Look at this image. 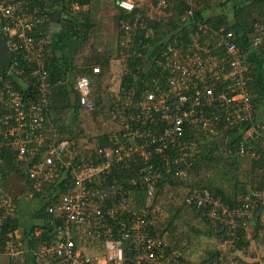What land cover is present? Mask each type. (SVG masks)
<instances>
[{
  "label": "built area",
  "instance_id": "obj_1",
  "mask_svg": "<svg viewBox=\"0 0 264 264\" xmlns=\"http://www.w3.org/2000/svg\"><path fill=\"white\" fill-rule=\"evenodd\" d=\"M136 1L116 3L131 14ZM161 2L170 16L176 4L183 3L184 9L178 28L164 36L159 49L139 29L147 28L141 13L121 20L127 55L134 43L144 48L139 47L129 58L131 67L125 76L133 81L122 87L124 113L118 116V130L110 135V147L86 157L57 131L47 132L50 70L34 37L36 27L46 22L44 9L36 6L31 11L29 0H0V30L14 53L9 74L25 73L18 68L17 59L25 56L39 87L37 98L26 97L9 82L0 87V225L18 217V198L37 201L50 188L52 199L47 210L57 219L56 226L53 235L32 250L36 264H202V259L190 256L189 240L169 242L154 233L149 208L139 207L122 185L146 188L152 197L164 169L174 181H186L192 156L203 154L211 139L223 137V126L241 131L240 155L256 153L247 148L252 139L264 142V118L256 119L258 102L253 94L255 50L263 49L264 54V21H256L257 33L240 45L236 30L196 19L195 0ZM73 7L79 8V4L73 3ZM149 33L154 39L156 31L151 28ZM92 69L95 73L102 70L100 65ZM75 89L80 104L93 108L91 82L86 75L77 80ZM11 154L15 155V168L9 173L20 177L27 187L15 195L5 188L7 176L2 175ZM128 161L139 163L141 168L118 181L120 197L104 205L110 194L103 183L110 182L111 167L122 162L123 168ZM58 186L67 189L56 190ZM185 202L206 210L213 226H227L234 246L239 220L249 223L247 219L250 221L264 203V194L253 191L243 203L233 206L207 188H195L187 192ZM43 231L44 227L37 226L30 234L40 237ZM27 250L23 240L6 238L5 245L0 244V257L7 255L11 262L20 264ZM204 264L243 263L221 253Z\"/></svg>",
  "mask_w": 264,
  "mask_h": 264
},
{
  "label": "trees",
  "instance_id": "obj_2",
  "mask_svg": "<svg viewBox=\"0 0 264 264\" xmlns=\"http://www.w3.org/2000/svg\"><path fill=\"white\" fill-rule=\"evenodd\" d=\"M30 1V10L32 11L36 6H40L44 9V15L46 17V22L43 24H40L36 27L34 32V37L37 42V45L40 49V51L45 55L46 58V64L47 68L50 70V92H49V98H50V109L47 116L46 121V128L48 132V125L52 124L57 126V131L61 138L68 139L72 144H75L77 149L79 148V144L77 142V138L81 134V128H79L80 131L75 130L74 127L79 124H81L83 120V116L85 114H89L92 116V118H97V115H99L102 111V105L105 102L103 95H101V83L105 79V72L108 69V66H110V57L106 55H97L94 56L92 64H89L88 61L87 67L79 68L76 70V74H73L74 69H70V67L74 64L73 56L68 57L66 53H62L61 55H57V51L60 49H65L67 45H70V42L79 41L80 43H83L86 41V37H80L81 35L78 33L77 30H75V26L77 23H80V17L73 15L72 18H66L68 20L69 25L67 28L60 33V38L53 41V43L49 42L47 45V42H40L42 37H44L45 34H43V29L45 24H47L50 20V13L51 10L56 9L57 5L58 10H61L65 13L69 11V7L72 5V2H78L79 5L85 6L91 3V0H29ZM66 1V2H64ZM138 1V0H137ZM136 1V8L133 13L127 14L125 10L121 9L117 4L116 8H118L119 14H120V20L121 18L126 17L127 19H133L136 16V13H141L144 18H147L150 21V24L155 31L156 36L152 41V43L156 46V49H159L162 47V39L164 38L167 33L174 31L178 28V21H180V13L184 9L183 3L176 4L174 6L173 15H171L167 21H164L165 19H153L150 17L151 15L145 13V10L147 9L145 6L140 5ZM162 1V0H161ZM201 0H195V2L198 4V8L196 11V19L199 20H205L209 23H211L215 27L225 26L227 29L236 30L240 34L239 38V44L244 45L246 37L253 35L257 33L256 29L254 28V23L256 21H264V0H220L218 2L217 7V13L214 16L205 17L206 16V10L213 8L212 3H210V0H203L202 3ZM64 2V3H63ZM46 6H48L50 9H46ZM69 8V9H68ZM147 14V15H146ZM142 17L144 21H146ZM91 17L90 15L86 16L85 23L84 20L82 23L84 25L89 26L91 25ZM147 20V21H148ZM122 26V24H121ZM142 32L144 29L141 27L139 28ZM139 30V31H140ZM72 32V33H70ZM122 33L124 34V40H126L127 35L125 34L124 30L122 29ZM79 35V36H78ZM243 39V40H242ZM150 40V39H149ZM148 41V40H146ZM56 49H52V53L48 54L45 53V47L51 45H54ZM62 42H64V46H62ZM72 42V43H73ZM125 41H123L124 44ZM145 44V43H144ZM61 46V47H59ZM140 47H143V44H140ZM144 48V47H143ZM146 49V48H145ZM147 50V49H146ZM44 51V52H43ZM47 52V51H46ZM72 52V50H71ZM257 57H256V65H255V72L257 79L254 83L253 87V94L256 97V100L258 102L257 106V117L264 118V54L263 49H256L255 50ZM25 57V56H24ZM24 57L18 56L17 59H19L20 65L18 68H21L25 70L24 74L21 75H10L9 70L0 69V87L4 85L5 83L8 84V82L11 84V87L14 88L17 91L23 92L26 97H34L37 98L39 95L38 89L39 87L35 85V77L32 76L33 73V66L25 59ZM95 65H100L102 70L99 73H95L93 71V67ZM70 73V74H69ZM68 74L70 76H68ZM86 75L91 82V95L90 99L93 102L94 106L93 108H86L83 105L80 104L79 101V94L75 89V84L77 80L81 77ZM71 77V78H69ZM133 81L130 77L124 76L122 79L121 84V90L119 92V99L118 101L114 100L109 103V108L112 112H115L116 116H119V114H122V107L121 102L124 99L122 87H127L128 82ZM136 84V83H135ZM138 86L141 84V82H137ZM138 87L137 85H135ZM140 87V86H139ZM138 87V89H139ZM2 108L0 107V112ZM63 112L67 116V120H71L69 122H65V120L59 119V115H62ZM127 112V111H126ZM128 113H125L127 115ZM118 130V128H113L111 131L102 133V135H99L98 144L97 146L93 147V151L90 153L92 155H97V149L100 148H106L110 147L111 141H110V135L115 131ZM51 133V132H50ZM222 135L223 137H216L215 139H211L209 141V146L205 148V152L203 154L192 156L193 163L191 165V169L189 170V176L186 179V181H174L169 174L163 170L162 178L159 181L157 185V189L152 197L149 196L148 190L146 188H133L130 187L128 184H123L122 189L125 190L128 194L130 193L133 195V197L136 199L137 204L139 207L144 206L149 208V218L150 220L154 221V224L152 225V229L154 230V233L161 236L165 240L169 242H182L184 240H189V248L188 250H191V239L188 238V233L183 232L182 230H178V226L174 223L170 222L167 226L161 227L155 223L154 217L157 214L156 207L160 205V202L163 200L161 195H163V192H168L170 188H178V187H188V191H192L195 188H207L215 195L219 196L223 201L230 205H238L240 203H243L251 192L259 190H264V142L261 138L252 139L248 145L247 148L250 152L256 151L254 155L250 156L251 159V165L249 167H243L242 166V159L239 152V143L242 137L240 130H229L226 129L224 126L222 127ZM249 155V154H247ZM5 155L3 158L6 157V164L5 167H3V173L2 175L8 176L9 172L11 173L12 170L15 168V155ZM190 159V158H189ZM102 159H98L97 162H100ZM8 165H11V169H9ZM176 166H180V164H176ZM175 167V166H174ZM141 168L140 164L134 161H128L125 167L122 168V162L116 163L111 167L113 170L110 174V182L103 183V186L107 188L109 191L110 197L107 201H105L104 205H111L112 200L118 199L120 197V189L118 187V181L124 179L126 176H132L134 173H137L138 170ZM224 169V168H230L231 170L234 169L235 172L231 174H227L226 176L232 180L235 179V183L231 190H226V188L219 184L218 182H215V177L221 178L225 174L224 172L221 174H218L217 172L214 173V170L218 169ZM228 169V170H230ZM213 172V173H212ZM112 179H115L117 182H112ZM115 186H113V184ZM50 188H46L45 196L41 195L40 200H37L35 203H33L32 206L29 204H24L22 207H19L20 214L18 217H15L13 220H5L0 225V244L5 245L6 238H16L21 239L24 241L25 247H29L30 250H27L26 256L24 258V261L21 264H36L34 262V254L32 252L33 249H37L41 243L46 241L50 236L53 235L52 231H54V228L56 226V220L54 216H51L48 213L47 206L51 203L52 199V193H49ZM67 188L64 187H56V190H66ZM19 191V190H18ZM17 193L22 192L21 189ZM187 191V192H188ZM187 194V193H186ZM186 196V195H185ZM55 198V197H54ZM53 198V199H54ZM185 199V197H184ZM23 197L21 196L20 199L18 198L16 201L20 204L23 202ZM25 201V200H24ZM188 209L189 212H194V218L195 217H201V219H205V221L208 224V230L206 231V234L210 235L212 233L217 232L220 234L223 238H227L230 236L228 233V227L224 225L213 226L210 220L207 218L208 216L205 214L206 210H203L201 208H196L194 205L187 204L184 200L183 203ZM154 208V209H153ZM31 214V215H30ZM178 214V213H177ZM29 216L28 219H33L31 221H26V227L24 230L27 231V235H22L21 232L19 233V230L22 226L23 220ZM27 219V218H26ZM54 222L53 225H50V222ZM183 223H187L186 220L182 221ZM181 222V223H182ZM250 233L251 237H249L248 232V226L244 225L242 223V220H239L238 223V234L239 237L235 238V245L237 249H245L246 252H248V247L251 245L252 240H255L257 242L264 241V203L259 206L256 210L254 215L252 216L250 220ZM42 226L44 227V231L40 237H34L31 236V231L37 227ZM195 231V233H202V230L192 227ZM3 250V249H2ZM221 254V251H213L210 252L209 255L205 256L202 259V264L207 263L213 259H216L217 256ZM243 264H259L257 261H253L252 263H247V261L239 260ZM13 264H16L12 261Z\"/></svg>",
  "mask_w": 264,
  "mask_h": 264
},
{
  "label": "rangeland",
  "instance_id": "obj_3",
  "mask_svg": "<svg viewBox=\"0 0 264 264\" xmlns=\"http://www.w3.org/2000/svg\"><path fill=\"white\" fill-rule=\"evenodd\" d=\"M201 1L202 3L204 2L203 0ZM219 1L220 0H210L212 6L214 5L209 12L211 16H214L217 13ZM137 2L147 8L145 10V13L151 15L150 17H152L153 19H165L164 21H167L170 17L167 10L163 8L161 0H138ZM92 3L93 5H91L90 10L91 15L87 11L88 6H84V10L72 9L71 11H76L75 13H79L83 17H85L86 15H90V17H92L94 27L91 30V34H89V36H86V41H84L83 43H80L79 41H72L73 43L70 42L71 44L67 45L65 49L59 48V50L57 51V55L66 53L69 59L71 56H73L75 65H72L70 67L71 70L74 69V72L71 75L76 74V70H78L79 68L87 67V61L88 63L90 61L89 64L94 63V56L107 54L110 57V66H108V69L105 72V79L101 83L100 92L101 95H103L105 101L102 105L103 108L101 113L97 115L96 119L92 118L91 115L86 113L85 116L82 117L83 120L81 124H79L80 127L78 125L74 127V131H80L79 128H81L82 130L80 136L77 138V142L79 144L77 153H79V155L81 156L86 157H88L93 151V147L97 146L99 135L111 131L113 128L119 127L120 118L116 116L115 112L111 111V109L109 108V103L114 100L118 101L122 79L126 75L127 70H129L131 67L129 64V58L132 57V55H134V51L140 47L138 43H134L133 48L130 51V55H127L128 50L126 48V40H124V34L122 33L121 26L122 18L120 20L119 11L116 8L113 0H93ZM144 19L146 20L145 22L147 28H145V31H143V36L153 40L149 37L151 36L149 30L152 28L150 27V21L147 18ZM59 29L60 24L58 25L52 22H48L47 24H45L42 31L45 35L44 37H42L40 42H47L48 45L51 35H54V32L58 31ZM123 41H125L124 44ZM64 45V42H62V46ZM51 46L53 45L50 44L49 46L45 47V53H52ZM126 56L128 57V60L125 59ZM69 74L68 76H70ZM64 117L66 120L64 119ZM59 119L65 120L66 123L71 121L69 119L67 120V116L64 112L62 115H59ZM56 129V124L48 125L49 133H52ZM250 156L251 154L241 156L243 167L250 168ZM228 169L230 168H220L218 170H214V173L217 172L218 174H221L224 172L225 174L221 178L215 177V182L223 185L226 190H228V188L229 190H231L235 183V179L230 180L226 175L228 173H234L235 170ZM3 183L6 189L9 185V188H11V190L18 191L20 189H25V185L23 184L22 179L14 174L8 175V177L3 180ZM187 191L188 187H175L170 188L167 193L163 192V195H161L163 200L160 202V205L156 207L157 214L154 217L155 223L157 225L165 227L168 225V223L172 222L178 226V230H182L183 232L188 233V238L191 239L190 256L195 260H199L203 258L205 254L209 255L210 252L217 250L221 251V253H223L225 257H234L235 259H241L245 262L247 261V263L257 261L259 264H264V241L257 242L255 240H252L251 245L248 247L249 251L246 252L243 248L237 249L235 245L233 246L232 241L229 240L230 236H228L227 238H223L217 232L210 235L206 234V231L208 230V224L205 219H201V217L194 218V212H189V208H187L183 204L185 200L184 197ZM14 193L17 194V192ZM263 194L264 190H262V195ZM35 202L36 201L32 199L28 201L23 200L22 203L32 206ZM183 220H186L187 223H183ZM247 223V226L249 225L248 236L251 237V225L248 219ZM192 227L202 230V233H195ZM0 264L13 263L9 260L7 255H2L0 257Z\"/></svg>",
  "mask_w": 264,
  "mask_h": 264
},
{
  "label": "crops",
  "instance_id": "obj_4",
  "mask_svg": "<svg viewBox=\"0 0 264 264\" xmlns=\"http://www.w3.org/2000/svg\"><path fill=\"white\" fill-rule=\"evenodd\" d=\"M67 1V0H66ZM66 1H64V2H66ZM69 1V0H68ZM114 1V3H115V6H116V0H113ZM63 2V3H64ZM93 0H91V3L90 4H88V5H85V7L86 6H88L87 7V11H88V13L90 14V10H91V5H93ZM73 3H76V2H72V5L68 8L69 9V11L67 12V13H65V12H63V11H61V10H58L57 8H58V6L57 5H61L60 3L59 4H57L55 7H56V9L53 11V10H51V13H53V12H60V15H59V18H57L58 16L56 15L54 18H52V16H51V13H50V20H49V22H52V23H55V24H60V29L58 30V31H55L54 33V35H51V37H50V42L51 43H53V41H55L56 39H58V38H60V33L62 32V31H64L66 28H67V26L69 25V23H68V20L66 19V18H72L73 17V15H76V16H78V17H80V18H82V19H80L79 21H80V23H77V25H74L75 26V30H77L78 31V33L81 35L80 37H86V36H89V34H91V30H92V28L94 27V23H93V20H92V17H91V20H90V22H91V25H89V26H86V25H84V23H85V19H86V16L85 17H83V16H81L79 13H75L76 11H74V12H71L72 11V9L73 10H76V9H78V10H84L85 9V7L83 8V6H81V5H79V8H75V7H73ZM78 3V2H77ZM50 9V8H49ZM118 9V8H117ZM211 11V9H207L206 10V16L205 17H210L211 15L209 14V12ZM91 15V14H90ZM83 20H84V23H82L83 22ZM0 32H1V30H0ZM70 33H72V32H70ZM79 36V35H78ZM55 42H54V45L53 46H51L52 47V49H56V47H55ZM8 177V176H7ZM25 185V184H24ZM10 187V185L8 186V190L9 191H11V192H17V191H15V190H11V188H9ZM27 190V187L25 186V189H21V191L22 192H25ZM20 191V190H19ZM18 191V192H19ZM26 201H28V200H26ZM21 205V207H22V205H23V203H21L20 204ZM20 215H23L22 213L20 214ZM31 215V214H30ZM27 218V219H26ZM24 220H23V223H22V226H21V228H20V230H19V233L18 234H20V232H21V234L22 235H27V231L26 230H24L25 229V227H26V221L28 220V221H31V220H33V219H28V218H30L29 216H27ZM25 245V244H24ZM28 249H29V247H27Z\"/></svg>",
  "mask_w": 264,
  "mask_h": 264
},
{
  "label": "water",
  "instance_id": "obj_5",
  "mask_svg": "<svg viewBox=\"0 0 264 264\" xmlns=\"http://www.w3.org/2000/svg\"><path fill=\"white\" fill-rule=\"evenodd\" d=\"M56 15L58 16L57 18H59L60 12L51 13L52 18H54ZM13 56L14 53L8 45L6 36L4 35V33L0 32V69H7L12 63ZM11 193H13L14 195L16 194L14 192Z\"/></svg>",
  "mask_w": 264,
  "mask_h": 264
}]
</instances>
